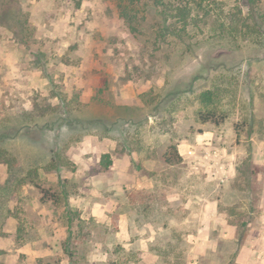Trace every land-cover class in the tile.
I'll return each mask as SVG.
<instances>
[{"label":"rangeland","instance_id":"rangeland-1","mask_svg":"<svg viewBox=\"0 0 264 264\" xmlns=\"http://www.w3.org/2000/svg\"><path fill=\"white\" fill-rule=\"evenodd\" d=\"M221 1L217 24L157 42L154 13L136 34L115 0H0V264L264 259V1L257 23Z\"/></svg>","mask_w":264,"mask_h":264},{"label":"trees","instance_id":"trees-1","mask_svg":"<svg viewBox=\"0 0 264 264\" xmlns=\"http://www.w3.org/2000/svg\"><path fill=\"white\" fill-rule=\"evenodd\" d=\"M264 0H245L246 5L252 10L257 23L261 12L259 4ZM120 17L125 21L131 32L139 34L143 32L144 23L149 20L148 14L153 12L155 22L153 34L157 42H165L169 38L185 41L202 33L204 26L211 20L217 24L224 15L221 0H115ZM80 5V1L77 2ZM256 13L258 15L256 16ZM223 19V18H222ZM231 21L236 19L230 18ZM248 21V20H247ZM222 28L225 23L222 22ZM256 25V24H255ZM214 92L205 91L201 94V100L207 107L200 112V120L204 123L213 122L220 125L226 118L224 113H218V109L210 108L214 101ZM106 157L109 158L107 154ZM167 164L175 165L183 161L176 144H171L164 154ZM107 168L111 160L103 161ZM42 193V201L59 203L60 197L51 188L43 187L35 182Z\"/></svg>","mask_w":264,"mask_h":264},{"label":"crops","instance_id":"crops-1","mask_svg":"<svg viewBox=\"0 0 264 264\" xmlns=\"http://www.w3.org/2000/svg\"><path fill=\"white\" fill-rule=\"evenodd\" d=\"M180 154H181V152H180ZM224 154L227 155L228 153L227 152L226 153L224 152ZM169 165H171V164H169ZM218 171H219V174L218 175L221 178V180H223L224 182H229L230 179H231V177L233 176L234 168H230L229 169V168L221 167V168H219ZM261 220L263 222V227H262L261 231L260 230H256V232H254V234L255 235L258 234V238L259 239H264V213H263V215L261 217ZM229 229H230V227L228 228V230ZM252 232H253V230H252ZM252 234H250V235H252ZM243 249L244 250H242V255L245 256L244 259H246V261L249 262L248 264H264V262H263L264 259H262V254L260 256L259 255H256V254H253V257H252V254H250V253L247 252L248 249L246 247L243 248ZM251 253H253V252H251Z\"/></svg>","mask_w":264,"mask_h":264}]
</instances>
